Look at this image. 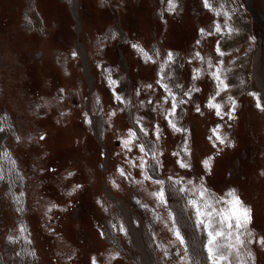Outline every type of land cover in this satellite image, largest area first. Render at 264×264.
<instances>
[{"label": "rangeland", "instance_id": "374dc122", "mask_svg": "<svg viewBox=\"0 0 264 264\" xmlns=\"http://www.w3.org/2000/svg\"><path fill=\"white\" fill-rule=\"evenodd\" d=\"M257 97L264 0H0V264H209L186 206L201 187L250 209L241 259L264 264Z\"/></svg>", "mask_w": 264, "mask_h": 264}, {"label": "snow or ice", "instance_id": "6c2138e0", "mask_svg": "<svg viewBox=\"0 0 264 264\" xmlns=\"http://www.w3.org/2000/svg\"><path fill=\"white\" fill-rule=\"evenodd\" d=\"M172 3L173 0H169V4L172 5ZM205 4L206 6L208 5V0H205ZM169 60H172L171 53H169ZM213 75L218 82L216 96L219 97L221 91L227 90V85H224L218 73H214ZM221 85H223V88H221ZM162 88L167 92L169 85L162 84ZM212 99H215V97ZM212 99L209 100L208 106L210 108H215L216 114L220 116L222 104H214ZM177 103H182V101L174 100L172 105L173 109L176 108ZM232 107L234 109V103ZM257 107L264 110V105H261L259 97H257ZM229 118H231V116ZM173 127H175L174 124ZM176 130L181 131V129L178 128ZM141 131L147 135L144 128H141ZM213 132L216 134L217 130L214 129ZM129 135L133 140L138 139L135 132L130 131ZM216 138L221 144L225 142L222 136L217 135ZM41 139H43V137H41ZM122 143L125 147H128L130 141H123ZM138 147L141 152L146 150L143 143H140ZM205 165L207 166V161H205ZM181 167H187V165L181 164ZM119 171L121 175H124L122 169ZM145 178L151 179L150 176H146ZM153 182L161 185L164 183L162 180H155ZM180 183L182 182L179 180L173 181L169 187L181 194L188 192L189 190L183 187L178 189L175 188V185ZM156 195L160 198L161 203H165V191L163 188H161ZM186 206L192 209L196 217L197 228L203 229V233L206 237L205 250L207 252L209 264H234V262L235 264H244V261L241 259V249L244 247L245 241L241 239V237L247 232L248 225L251 223V211L243 205L240 199L235 195L234 190L229 192L226 197L216 199L212 198L207 193V190L201 187L193 193L190 199L186 200ZM247 234L251 236L250 232ZM176 236L177 239L183 243V237L179 229L176 231ZM259 243L264 244V239H261Z\"/></svg>", "mask_w": 264, "mask_h": 264}, {"label": "bare ground", "instance_id": "6f19581e", "mask_svg": "<svg viewBox=\"0 0 264 264\" xmlns=\"http://www.w3.org/2000/svg\"><path fill=\"white\" fill-rule=\"evenodd\" d=\"M76 6H75V1H74V4H73V9H72V11H73V15H74V17L75 18H77V16H76ZM25 28H27V29H30V28H34V29H36V30H39L40 29V23H39V21L34 17V15L32 14V12L30 11V10H27V12H26V21H25ZM78 51L80 52V47L78 46ZM168 61H170L169 60V58H168ZM171 62V61H170ZM168 85H169V89L173 92V93H176V86H175V84L172 82V81H169V83H168ZM2 118V116L0 115V119ZM6 118V117H5ZM2 120V119H1ZM0 120V131H1V123L3 122V125H4V123L6 122V120H5V122H4V120L3 121H1ZM6 124V123H5ZM5 126V125H4ZM7 126H8V124H7ZM6 126V127H7ZM6 129V128H5ZM2 132H4V129H3V127H2V131L0 132V133H2ZM5 133V132H4ZM0 166H4V169L7 171V174H8V172L11 174V176H9V178L11 179V177H12V180L13 179H15L16 178V176L14 177V173L15 172H13V165L11 164V162H10V160H9V158H7V156H6V153H5V151L0 147ZM15 168V167H14ZM16 170V169H15ZM17 174V173H16ZM15 174V175H16ZM9 175V174H8ZM7 175V176H8ZM19 180V179H18ZM17 185V184H16ZM13 186V185H12ZM13 194V193H12ZM15 194V193H14ZM175 195V194H174ZM12 200H13V202L15 203V205L17 206V207H19L20 205H21V203H20V198H18V196L17 195H13L12 196ZM16 207V208H17ZM18 240V239H17ZM19 243V242H18ZM22 239H21V241H20V246H22ZM16 246H17V244H16ZM10 247H14V244H12V242H10ZM18 247V246H17ZM19 249H21V250H23L24 252H26L27 251V249L24 247V246H22V248H19ZM16 253H19V251L17 250V252Z\"/></svg>", "mask_w": 264, "mask_h": 264}]
</instances>
